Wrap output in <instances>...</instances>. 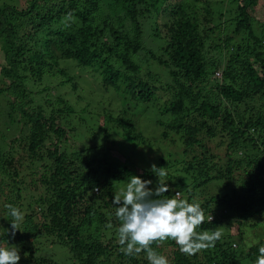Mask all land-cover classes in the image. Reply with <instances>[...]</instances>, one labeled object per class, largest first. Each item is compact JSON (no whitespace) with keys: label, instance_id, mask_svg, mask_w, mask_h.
<instances>
[{"label":"trees","instance_id":"trees-1","mask_svg":"<svg viewBox=\"0 0 264 264\" xmlns=\"http://www.w3.org/2000/svg\"><path fill=\"white\" fill-rule=\"evenodd\" d=\"M205 2L204 14L189 0H29L22 9L0 7V247H16L18 264H150L145 251H121L113 182L139 176L155 190L158 177L143 168L133 172L114 153L109 128L91 134L97 144L86 142L82 129L76 142L73 107L57 88L70 83L78 100L83 92L59 58L93 67L104 85L123 84L135 102L161 99L164 116L155 122L162 138L174 131L183 139L180 151L158 160L167 172L160 178L169 187L164 195L200 204L205 220L196 231L219 230L222 237L195 255L171 239L150 247L168 264H255L264 246V20L253 14L258 0ZM144 32L158 47L142 58ZM149 58L159 73L142 78L140 61ZM43 76V88L33 91ZM124 112L99 116L110 131L143 143ZM213 181L227 190L208 194ZM8 204L23 214L14 238ZM230 218L238 221L237 237ZM249 229L258 240L240 243Z\"/></svg>","mask_w":264,"mask_h":264},{"label":"rangeland","instance_id":"rangeland-1","mask_svg":"<svg viewBox=\"0 0 264 264\" xmlns=\"http://www.w3.org/2000/svg\"><path fill=\"white\" fill-rule=\"evenodd\" d=\"M29 0H0V7L3 5H15L18 9L26 8ZM193 2L197 11H200V14H204L206 8L201 7L200 4H205L206 0H189ZM212 1L213 3H223L225 0H207ZM199 6L197 7V5ZM214 6H217L214 4ZM219 7V6H218ZM217 7V10H218ZM230 8V6H229ZM228 8V9H229ZM255 9V8H253ZM228 11V10H227ZM226 11L225 19L230 18V14ZM253 12V10H252ZM254 15H257L261 18V21L264 20V0H258V5L253 12ZM150 32V31H149ZM151 35L149 33L144 32L143 40H146L147 49L141 53V57L143 58L144 54L149 57L147 51L155 50L157 51V38H150ZM139 53L134 55L133 58L139 62L138 60ZM151 60L146 61V59H142L140 63L141 70L138 75L142 78L147 72H151V74L159 73L158 65L155 63V67L150 64ZM0 63L4 64L3 53L0 50ZM59 67L68 66L69 74L74 75L73 81H77L81 85V93L83 92V99L78 100L76 93H73L70 89V83H67L64 86H59V93L64 94L65 98L70 101V104L73 107V112L69 116V120L71 123V127H77L74 132H76V142H80L81 133L79 130H83L86 134L85 141L88 142L90 139L93 144H97V141L92 139V133H101L104 129H111L109 124H106L103 119H100L99 115H104L105 113H110L113 116L125 111L123 114L127 118H131L132 121L136 124L138 130L141 131L144 136V141L141 143L139 140L133 139V135L128 134L124 131H109L110 141H113L115 150L114 153L127 164L131 170L134 172L136 169H146L151 170V166L155 164L157 166L158 160L161 156L172 153L175 154L176 151H180L183 145V139L180 137L178 133L171 131L167 139H163L161 136L162 127L159 126L155 120L156 118H162L164 115L159 113L158 103L161 102V99L158 101L151 102L148 104H143L141 101L135 102L131 99L130 93L125 89V86L122 84L118 88L113 87L112 85H104L101 79V75L99 71H94L93 67H84L78 66L75 61L71 59H62L59 58ZM220 72H216L212 75V79L215 77H219ZM157 76L163 77V74H158ZM45 76L42 77L41 82H36L32 84L33 91H37L43 88ZM59 75H56L53 80V86L59 80H57ZM44 78V79H43ZM57 80V81H56ZM56 82V83H55ZM46 86V85H45ZM52 93L56 95V89L51 90ZM112 130V129H111ZM9 140V139H8ZM141 140V139H140ZM70 140L68 141V144ZM106 145V144H105ZM79 146V145H74ZM23 174H26L25 172ZM219 184V185H217ZM209 191H206L208 194L224 192L227 190L224 183L213 181L212 188H208ZM199 195V194H198ZM201 198L200 196L197 197ZM237 220L230 218L229 219V230L230 233L237 235ZM252 230H248L249 235L246 237L239 238V242L246 241H257L258 235L252 234ZM249 236V237H248ZM237 237V236H236ZM249 239V240H248ZM253 242V243H255ZM248 251V250H247ZM246 251V252H247Z\"/></svg>","mask_w":264,"mask_h":264},{"label":"clouds","instance_id":"clouds-1","mask_svg":"<svg viewBox=\"0 0 264 264\" xmlns=\"http://www.w3.org/2000/svg\"><path fill=\"white\" fill-rule=\"evenodd\" d=\"M151 170L158 177L155 190L149 187L151 180L139 176H130L127 184L113 182L116 192L112 203L116 206L115 215L121 221L118 229L121 251L129 256L145 251L150 264H168L166 257L150 247L153 242L171 239L187 255L213 247L222 233L219 230L196 231L205 220L201 205L164 195L169 192V187L160 178L167 175L166 168H157L153 164ZM179 196L176 192L175 197ZM6 207L13 218L10 235L14 238L23 214L11 204ZM20 259L16 247H0V264H18ZM255 264H264V246L259 247Z\"/></svg>","mask_w":264,"mask_h":264}]
</instances>
